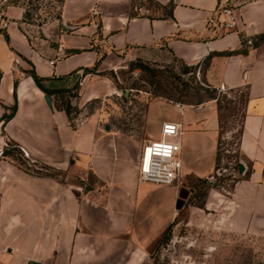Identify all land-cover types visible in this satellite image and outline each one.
I'll list each match as a JSON object with an SVG mask.
<instances>
[{
    "label": "crops",
    "instance_id": "crops-1",
    "mask_svg": "<svg viewBox=\"0 0 264 264\" xmlns=\"http://www.w3.org/2000/svg\"><path fill=\"white\" fill-rule=\"evenodd\" d=\"M147 1L62 0L57 17L35 24L36 9L26 13L33 0H0L8 23L0 17V159L8 144L39 165L0 161V264H151L183 185L140 181L142 147L131 154L95 119L71 125L47 90L75 89L87 101L109 95L115 86L101 72L164 52L190 66L210 57L213 85L246 90V167L210 210L227 231L260 240L264 264V47L244 44L264 32V0ZM224 3L234 7L235 30L217 25ZM164 122L180 124L183 179L209 176L218 155L213 105L153 101L145 129L161 136Z\"/></svg>",
    "mask_w": 264,
    "mask_h": 264
},
{
    "label": "rangeland",
    "instance_id": "rangeland-1",
    "mask_svg": "<svg viewBox=\"0 0 264 264\" xmlns=\"http://www.w3.org/2000/svg\"><path fill=\"white\" fill-rule=\"evenodd\" d=\"M61 1L33 0L31 5L27 4L28 8L37 11L36 21H32L39 24L57 17ZM147 3L151 7L156 6L154 0ZM260 46L264 47V42ZM155 57L157 61L141 59L158 64L160 71L156 78L140 70H130V63L139 58L124 60L120 67L100 73L113 82V93L87 101L79 96V91H75L74 95L59 99V104L66 106V102H70L71 113L68 116L71 125L95 119L102 131L121 136L122 145H126L131 154L143 147L147 137L148 140L161 138L158 132L154 134L149 128L145 129L147 110L153 101L196 108L212 104L219 119L217 166L207 177L193 174L184 177L182 185L189 195L178 209L169 238L151 264H263L260 240L227 231L210 210L212 202L227 194L243 175L240 162L246 167L239 146L245 114V88L230 90L216 87L206 77L207 64L186 71L184 64L170 53H157ZM153 80L155 84H152ZM7 150L9 153L0 159L5 165H16L32 172L39 168L20 148L10 145ZM72 181L76 183L77 180Z\"/></svg>",
    "mask_w": 264,
    "mask_h": 264
},
{
    "label": "built area",
    "instance_id": "built-area-1",
    "mask_svg": "<svg viewBox=\"0 0 264 264\" xmlns=\"http://www.w3.org/2000/svg\"><path fill=\"white\" fill-rule=\"evenodd\" d=\"M217 25L223 31L237 28L234 7L228 3L221 4L217 11ZM2 27L8 23L0 10ZM55 61L52 60L53 64ZM225 89V86L221 87ZM181 133L180 124L164 122L159 140H146L143 144L138 168L139 180L158 186L181 185L183 179V162L181 160V143L175 138ZM7 147L9 145L7 144ZM3 155V152H1Z\"/></svg>",
    "mask_w": 264,
    "mask_h": 264
},
{
    "label": "trees",
    "instance_id": "trees-1",
    "mask_svg": "<svg viewBox=\"0 0 264 264\" xmlns=\"http://www.w3.org/2000/svg\"><path fill=\"white\" fill-rule=\"evenodd\" d=\"M31 9H34V8H28L27 9V16H31L32 13H31ZM264 42V32L263 33H260V34H257L255 36H252V37H249V38H246L244 40V44L245 46H253V47H259L260 43ZM210 57H207V59L204 61L203 64H207V66L209 65V59ZM183 63V62H182ZM184 64V67H185V70H189L190 68H196L198 67V65L196 66H190V65H187L185 63ZM202 64V65H203ZM201 65V66H202ZM130 67V70L131 71H136V70H140L141 72L143 73H148L152 78H156L157 75H158V72L160 71V68L158 67V64H151L150 62L148 61H143L141 58H139L138 60L136 61H132L129 65ZM156 82L153 80L152 84H155ZM47 92L49 94H57L59 96V98H63L65 95H69V96H72L74 95L75 92V89H55V90H47ZM215 98V97H213ZM59 107L63 110H65V112L69 115L71 113V106H70V102L67 101L66 102V106L63 105V103L59 104ZM9 152L8 150L4 151V154L7 155ZM218 156H219V149H218V155H217V163H218ZM240 166H241V162H240ZM176 220V219H175ZM175 220L171 223V225L169 226V228L167 229V231L165 232L163 238L161 239L160 241V244L159 246L157 247L156 251L151 255V258L154 259L155 258V255L156 253L158 252V250L160 249V247L162 246V244L169 238V235H170V231H171V228L175 222ZM153 264H157L156 262H154Z\"/></svg>",
    "mask_w": 264,
    "mask_h": 264
},
{
    "label": "water",
    "instance_id": "water-1",
    "mask_svg": "<svg viewBox=\"0 0 264 264\" xmlns=\"http://www.w3.org/2000/svg\"><path fill=\"white\" fill-rule=\"evenodd\" d=\"M45 100L48 103V105L50 107H52L51 97H50L49 94H47L45 96ZM106 129L109 130L110 126L107 125ZM241 169L242 170L244 169L243 163H241ZM188 195H189V191L187 189H185V188H182L181 191H180V194H179V199H178V203H177V209H180L185 204V201H186Z\"/></svg>",
    "mask_w": 264,
    "mask_h": 264
}]
</instances>
